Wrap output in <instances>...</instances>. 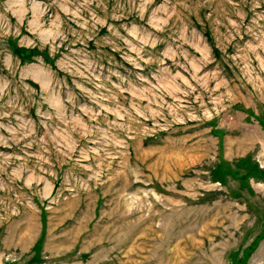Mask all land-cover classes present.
I'll return each instance as SVG.
<instances>
[{"label": "rangeland", "instance_id": "374dc122", "mask_svg": "<svg viewBox=\"0 0 264 264\" xmlns=\"http://www.w3.org/2000/svg\"><path fill=\"white\" fill-rule=\"evenodd\" d=\"M0 264H264V0H0Z\"/></svg>", "mask_w": 264, "mask_h": 264}, {"label": "trees", "instance_id": "16d2710c", "mask_svg": "<svg viewBox=\"0 0 264 264\" xmlns=\"http://www.w3.org/2000/svg\"><path fill=\"white\" fill-rule=\"evenodd\" d=\"M13 51H14L15 54L22 55V56L28 55V57H30L32 55H36L39 52L37 47H31V48L15 47ZM41 53H42L43 58H44L43 60L46 63L48 62L49 65H52L53 62L48 59L47 53H45V51L41 52Z\"/></svg>", "mask_w": 264, "mask_h": 264}]
</instances>
